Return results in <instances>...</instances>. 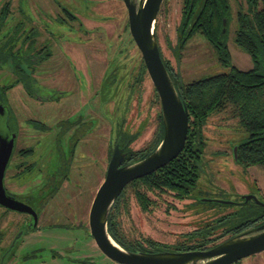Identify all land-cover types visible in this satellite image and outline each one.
<instances>
[{
	"label": "rangeland",
	"instance_id": "obj_1",
	"mask_svg": "<svg viewBox=\"0 0 264 264\" xmlns=\"http://www.w3.org/2000/svg\"><path fill=\"white\" fill-rule=\"evenodd\" d=\"M6 1L7 17L0 20V50L19 55L11 61L0 60V85L14 82L15 61L30 79L29 92L17 82L6 91V106L17 131L12 163L20 160L19 149L31 147L32 153L22 160L25 165L33 163V167L26 182L13 181L7 171L4 186L23 192L30 206L40 213L37 229L30 231L23 229L22 224L31 221V217L0 206L3 236L0 254L9 248L16 232L23 230L3 264H119L95 245L88 228L89 208L105 176L109 152L115 146L119 129L138 132L130 147L142 149L155 136L160 112L158 95L147 73L138 80L143 60L130 35L124 3L122 0H0V8ZM229 1L227 46L231 63L247 69L252 66L250 56L234 41L236 12L246 10L247 4L245 0ZM182 7L183 0H163L160 4L154 28L163 57L170 61L183 82L228 71L199 33L180 52L176 49ZM21 55L31 58L20 59ZM73 116L82 119L85 132L82 130L78 135L81 138L69 159L66 178L39 207L41 194H37V188L41 169L46 165L54 170L62 159L69 157L68 141L76 129L72 123L69 131L57 123ZM35 121L45 127L36 128ZM202 132L206 145L192 198L179 200L170 193L152 192L149 196L154 202L144 211L128 192V203L119 217L126 240L150 238L172 251L173 244L184 241V233L212 224L227 213L239 212L232 218L236 222L243 213L258 206L254 200L239 203L242 195L252 194L264 201V168L245 167L234 158V146L245 141L248 132L238 123L232 108L213 112ZM45 158L47 162L43 164ZM204 198L232 203L204 201ZM231 264H264V250Z\"/></svg>",
	"mask_w": 264,
	"mask_h": 264
},
{
	"label": "trees",
	"instance_id": "obj_2",
	"mask_svg": "<svg viewBox=\"0 0 264 264\" xmlns=\"http://www.w3.org/2000/svg\"><path fill=\"white\" fill-rule=\"evenodd\" d=\"M246 10L236 12L237 27L234 41L251 59L252 66L241 69L231 63V54L227 46V24L231 17L229 0H183L182 13L177 26L176 49L180 52L187 41L195 34H201L213 47L221 65L228 71L204 76L189 82H183L178 72L163 57V63L178 89L180 98L188 111V130L181 152L157 170L129 182L114 199L107 218V231L111 238L124 249L134 251H164L169 248L165 244L150 238L143 241H128L120 226V215L128 203V192H131L140 208L148 210L153 204L149 193L165 192L176 199L192 198L201 171V158L206 141L202 132L208 117L217 111L231 107L238 123L248 132L245 141L236 145L235 160L242 166L258 165L264 168V0H245ZM9 3L6 1L0 8V20H5ZM68 12V11H66ZM70 17L74 18L73 14ZM223 20L225 24L223 25ZM224 28V30H223ZM12 53L0 50V60L15 59ZM30 60V55L21 58ZM178 58V57H177ZM16 78L13 83H22L29 90L26 70L15 63L12 65ZM146 74L143 61L139 66L138 80ZM28 81V82H27ZM13 83L0 85V102L6 105V91ZM12 114V113H11ZM121 129H119L120 131ZM138 132L118 133L117 141L121 149V164L139 160L150 154L159 144L163 135L161 114L158 115V127L149 145L142 149H132L130 144L137 139ZM112 149H110L109 157ZM239 212L224 214L212 224L193 229L183 234L184 241L176 242L172 251L204 249L210 243L232 236L244 229L251 228L264 221V206L258 205L247 214L232 222ZM220 230L218 234H215ZM0 231V243L2 241ZM186 238V239H185ZM187 241V243L185 242ZM17 241H15L14 245ZM10 248H4L0 254V262H5ZM0 245V250H1Z\"/></svg>",
	"mask_w": 264,
	"mask_h": 264
},
{
	"label": "water",
	"instance_id": "obj_3",
	"mask_svg": "<svg viewBox=\"0 0 264 264\" xmlns=\"http://www.w3.org/2000/svg\"><path fill=\"white\" fill-rule=\"evenodd\" d=\"M127 10L130 35L139 50L146 73L160 102L163 135L156 148L147 156L121 164V149L117 142L112 150L105 176L99 184L88 213V228L97 248L119 264H231L243 257L264 250V221L256 226L229 236L206 248L187 251H134L115 243L107 231V218L118 193L132 180L145 176L166 165L181 152L187 136L188 111L160 56L154 22L163 0H122ZM225 20H223V25ZM224 30V28H223ZM5 106L0 102V115ZM15 134L9 138L0 133V206L32 216L37 224V212L30 205L9 195L4 186V174L14 149ZM236 146L233 148L234 157ZM242 203L253 199L252 194L242 195ZM219 203L229 200L208 199ZM13 245L10 244L9 248ZM0 264H3L0 262Z\"/></svg>",
	"mask_w": 264,
	"mask_h": 264
},
{
	"label": "flooded vegetation",
	"instance_id": "obj_4",
	"mask_svg": "<svg viewBox=\"0 0 264 264\" xmlns=\"http://www.w3.org/2000/svg\"><path fill=\"white\" fill-rule=\"evenodd\" d=\"M3 105L5 106V111H4V113L2 115H0V133L2 135L6 136L7 138H9L13 133L15 134L14 149H13L12 155L10 157V160H9V162L7 164L4 177L6 176V172L7 171H10L9 172L10 179H12L13 181H17V182H22V181L26 182L27 181L26 176L29 174V172L32 171L31 169L33 167V163L30 164V165H25V164H23L22 158L25 159V157L27 155H29L30 153H32V148L31 147H28V148H23V149L21 148V149H19L18 152H17L19 157L17 159H20V160H18L14 164L12 163V158L14 156L15 147H16L17 131H16L15 123L13 122V116L11 114V111L8 109V107L4 103H3ZM35 122H37V124H38L36 126V128H43V127H45L42 122H38V121H35ZM35 122L32 123L33 126H35ZM71 123L74 124V125H76V129H75V131L73 130V132H71L70 137H72V139L70 138V140L68 141V144H69V147H70V155H69V157L67 159H62L61 162H60V164L58 165V167L56 169H54V170L51 169V168H49V167H47L46 165H44V167H42V169H41V183H40L39 187L37 188V191L39 192L37 194H39V195L41 194V202H38L37 203V205L39 207H40V205L42 206L43 202L47 198H51L52 194L56 192V190L58 189L59 185L66 178V170L68 168L67 165L70 162L69 159H71L70 157H71V155L73 153V150L76 147V144H77L79 138H81V136L78 137V135H80L79 134L80 131H82L85 128L82 125L84 123V122H82V119H80V118L75 119L74 116L71 117V118H66L64 120L62 119L57 124L59 126H61V128L62 127H65L66 130H68L69 127H70V125H71ZM121 131H122V129L119 132H121ZM76 133H77V136L75 137ZM46 159L47 158H45V161H44L43 164H45L47 162ZM6 191H7V193L9 195L13 196L14 198H16V199H18V200H20V201H22V202L30 205L28 203V196L24 195L23 192L17 193L14 190L7 189V187H6ZM240 200L241 201L239 203H242L243 202V199L241 198ZM250 200H253V199H250ZM249 201H247V202H249ZM36 212L39 215L40 211L36 210ZM23 214L28 215L29 217L32 218V216L29 213H23ZM22 226H23L22 227L23 229L30 230V231H35L37 229V227H38L37 224L34 227L32 226V219H31V221L30 220H27L24 224H22ZM244 230H246V229H244ZM22 234H23V230L17 231L11 243H13V245H14L15 241H17L18 237L20 235H22ZM210 246H212V244L209 245V246H207V248L210 247ZM204 249H206V248H204ZM237 261H235V262H237Z\"/></svg>",
	"mask_w": 264,
	"mask_h": 264
}]
</instances>
